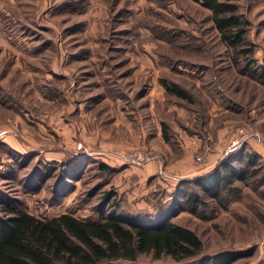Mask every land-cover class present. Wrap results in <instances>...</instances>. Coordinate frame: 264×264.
<instances>
[{"label":"rangeland","instance_id":"1","mask_svg":"<svg viewBox=\"0 0 264 264\" xmlns=\"http://www.w3.org/2000/svg\"><path fill=\"white\" fill-rule=\"evenodd\" d=\"M240 4L261 70L264 0ZM160 77L192 100L167 94ZM250 152L261 172L230 186L226 207L204 195L203 216L184 210L194 186L181 179ZM107 193L138 221L173 211L208 252L264 264L263 85L234 67L197 0H0V216L7 204L100 221Z\"/></svg>","mask_w":264,"mask_h":264},{"label":"trees","instance_id":"2","mask_svg":"<svg viewBox=\"0 0 264 264\" xmlns=\"http://www.w3.org/2000/svg\"><path fill=\"white\" fill-rule=\"evenodd\" d=\"M197 1L211 11L234 67L264 87V67L256 68V44L248 37L250 21L241 10V0ZM159 81L167 94L192 100L177 81L167 77H160ZM169 129L163 122L162 133L167 141ZM240 158L244 167L239 169L235 162ZM258 160L259 156L252 152L243 157L228 155L210 171L181 179V184L194 186L185 191L184 210L203 216L204 195H210L217 206L226 207L228 188L237 183L249 186L250 178L261 172ZM102 168L110 170L104 164ZM103 202L112 203L113 193H107ZM119 208L115 200L107 218L91 221L69 213L42 219L4 204V214L0 216V264H235L237 261L238 256L232 252H208L194 230L171 219L173 211L165 216L146 215L144 218L148 220H158L146 224ZM117 211L125 216H118ZM128 216L132 217L130 221L125 218ZM143 256L161 263L144 260Z\"/></svg>","mask_w":264,"mask_h":264},{"label":"built area","instance_id":"3","mask_svg":"<svg viewBox=\"0 0 264 264\" xmlns=\"http://www.w3.org/2000/svg\"><path fill=\"white\" fill-rule=\"evenodd\" d=\"M137 153H135V154H133L134 155V160H139V159H143L144 158V154H142V153H139V155L137 156L136 155Z\"/></svg>","mask_w":264,"mask_h":264}]
</instances>
